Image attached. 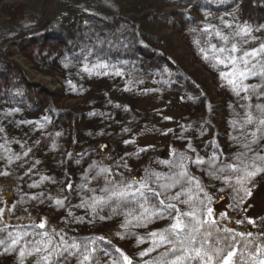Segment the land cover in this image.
Wrapping results in <instances>:
<instances>
[{
  "label": "rangeland",
  "instance_id": "1",
  "mask_svg": "<svg viewBox=\"0 0 264 264\" xmlns=\"http://www.w3.org/2000/svg\"><path fill=\"white\" fill-rule=\"evenodd\" d=\"M169 4L167 0H0V43L7 49L0 62V88L10 80L17 90H22L23 96L14 99L13 106L0 102V127L4 129L0 133V145H4L0 148V166H5L10 174L18 171L22 184V189L18 185L6 197L45 219L49 223L48 231L66 233L67 238L77 242L104 237L108 243L97 240L89 245L97 249L96 264L120 259L115 249H121L133 264L146 261L153 264L158 253L143 258L139 254L151 246L150 233L170 223L159 219L126 224L127 209L116 205L94 208L90 200L93 193L88 189L103 184V179H93L95 172L106 168L100 163L103 159L111 167L115 164L111 170L116 175L111 179L132 181L149 172L179 171L171 164L180 157H188L183 163L195 177L188 185L193 198L205 199L204 188L209 189L215 192L211 207L216 214L246 215L243 206H236L237 194L224 183V174L212 175L211 166L196 165L192 160L197 154L207 160L214 151L210 142L223 149L224 157L237 151L229 137L236 134L230 121L235 119L233 109L240 111L238 98L232 85L221 76L229 69L217 57L222 59L227 53L217 51L224 45L215 33L219 31L231 38L237 26L247 25L250 29L249 21L262 15V11L247 6L250 12L247 22L233 10L209 14L204 18L203 29L212 30L210 36L205 35L212 43L199 51L194 48L193 21L175 19L180 23L176 26L170 14L184 8ZM75 6L84 8L83 12L87 8L92 15L81 13L78 24L63 26L58 22L57 12L46 23V8L60 11L65 7L75 16ZM191 14V19L199 18L195 11ZM147 19L153 22L154 30L150 33L152 38L142 39L148 44L144 46L146 43L136 42L139 36L132 31ZM27 20L31 26L25 25ZM121 20L130 22L129 31H122L128 41L124 44L121 41L117 48L109 38L114 36V27ZM263 28L260 25L243 47L264 42ZM240 39L236 37L237 42ZM51 46L65 47L76 57L69 59L73 62H59L55 50L53 55L49 53ZM46 49L58 62H48ZM84 53L89 58L87 67L80 59ZM105 54L117 62L89 75L97 56ZM25 85L30 89L26 90ZM52 119L56 123L49 126L47 121ZM55 135L60 144L54 152L48 143L57 138ZM70 149L74 155L61 168L63 161L59 156L69 154ZM24 152L28 155L24 156ZM259 180L264 181V173L256 176L250 187L264 198V185L259 190L255 187ZM79 181L83 184L74 185ZM33 183L39 186L30 188ZM69 184L72 190L66 192ZM33 196H40L43 203L32 200ZM57 199L64 201L63 207L55 204ZM82 202L85 206L79 207ZM222 218L218 215L219 225ZM244 218L253 220L249 215ZM246 227L251 231L255 228L250 223ZM256 238L261 239L260 235ZM105 250L111 256H105ZM33 262L34 258L28 257L25 264ZM0 264H19V261L15 254H0ZM66 264H77V260L69 257Z\"/></svg>",
  "mask_w": 264,
  "mask_h": 264
},
{
  "label": "snow or ice",
  "instance_id": "2",
  "mask_svg": "<svg viewBox=\"0 0 264 264\" xmlns=\"http://www.w3.org/2000/svg\"><path fill=\"white\" fill-rule=\"evenodd\" d=\"M215 35L224 45L217 51L227 53L222 59L217 57L218 62L229 69L222 72L221 76L232 85L238 98L240 111L233 109L235 119L230 121L236 134L229 137L237 151L232 156L224 157L223 149L210 142L213 154L207 160L197 154L192 163L211 166L212 175L224 174V183L237 194L236 206H243L242 210L246 211L248 205L260 195L250 185L256 176L264 173V42L251 48L243 47L249 43L248 37L251 36V29L247 25L237 26L231 38L219 31ZM236 37H241L239 42ZM213 48L216 46L213 45ZM3 132L4 129L0 127V133ZM2 147L4 145H0ZM189 148L196 151L191 144ZM23 155L27 156L28 152ZM16 158L20 159L19 156ZM185 159L188 157H180L178 162L171 164V167L179 171L169 174L149 172L145 177L132 181L111 179L116 173L109 168H100L94 173L93 179H103V184L88 189V192L93 193L90 197L92 206L116 205L127 209L126 224L133 221L139 224L159 219L169 220L166 228L150 233L151 246L139 254L143 258L158 253L153 264H264V231L260 233L261 239L255 240L250 231L235 232L230 227L221 228L218 215L225 220L229 219L228 215L216 214L211 207L212 198L207 194L205 199L193 198L188 185L195 181V177L186 170L183 163ZM35 164H39V161H35ZM0 175L6 176L8 173L2 172ZM44 179L42 177L41 182ZM38 186L36 183L29 185L30 188ZM196 186L199 188V181H196ZM67 187L71 191L73 186L69 184ZM31 199L43 203L40 196ZM55 204L63 207L64 201L57 199ZM78 206L85 205L82 202ZM16 207L15 204L0 207V222H3L0 227V254H15L19 264H25L28 257L34 258L35 264H66L69 257L75 258L77 264H96L97 249L89 245L95 244L97 240L108 243L104 237L77 242L67 238L66 233L48 231L43 218L30 224L11 223V220L19 219L15 215ZM248 223L255 224V221L249 219ZM115 252L120 259H113L110 264H133L132 259L121 249H115ZM103 254L111 256L106 250Z\"/></svg>",
  "mask_w": 264,
  "mask_h": 264
},
{
  "label": "trees",
  "instance_id": "3",
  "mask_svg": "<svg viewBox=\"0 0 264 264\" xmlns=\"http://www.w3.org/2000/svg\"><path fill=\"white\" fill-rule=\"evenodd\" d=\"M170 4L169 6H173V7H183L184 10L182 11H175L174 13L170 14V18L172 20V22L176 25L179 26L180 23L175 20V19H180L181 22L183 21H187V20H192L193 21V26L194 27V34H195V39L193 40V43L195 45V49L197 48L199 51H202V48H208L209 44L212 43L211 41H207V36H205L207 33L211 34L212 30L209 31H205V29H203V27L205 26L204 23V18H206L209 14H220L223 12H227V11H231L233 10L235 13H237L239 16H241L244 21L247 22L246 19H248L249 13L248 10L249 8L247 6H249L250 8H257V10L262 11V15H260L259 17H253L249 22H250V29H251V34H253L255 32V30H257L259 28V26H264V0H167ZM245 4H242V3ZM50 7V6H49ZM84 8H79V7H74L73 11L77 12L75 16H73V12H69L68 8H61L60 11L56 10V9H50V8H46L45 12H44V17L47 18L46 19V23H48L50 20H52V18L55 17H50L51 15H55V13L58 12L57 18H58V22L63 25V26H72V25H76L78 24L79 21H81V13H88L91 14L87 8H85V10L87 12H83ZM196 12V15H199V18L194 17L191 19L190 15H193L191 13ZM248 13V14H247ZM79 14V15H78ZM72 15V16H71ZM92 15V14H91ZM235 15V14H234ZM94 16V15H93ZM176 17V18H173ZM246 17V18H245ZM41 19V18H39ZM126 20V19H124ZM124 20H121V22L118 24V26L114 27V36L109 38L111 40V43L113 44V46H116L117 48L120 47L121 41L124 43V41H128L127 39H124L125 36L122 35V31L123 33H126L127 31H129V25L130 22H126ZM128 21V20H127ZM28 26H31V24L29 23V21L27 20L26 24ZM24 25V26H25ZM78 26V25H77ZM26 27V26H25ZM264 29V28H263ZM154 30V26H153V22L150 19H147L145 22L143 23H139L136 25V28L132 31L133 35L138 34V39L136 42H143L146 43L145 41H142L143 38H145V40L150 39L152 37H150V33H152L151 31ZM180 31V30H179ZM182 32H184V30L182 29ZM24 33V32H23ZM207 34V35H208ZM209 34V36H210ZM23 35H28V34H23ZM204 36V38H203ZM208 36V37H209ZM117 39L120 40V42H117ZM33 39L30 38L29 42L32 43ZM33 45V44H31ZM139 45V43H138ZM148 45L147 43L144 44ZM14 46V45H13ZM132 48V46H131ZM134 49H137L135 46H133ZM201 48V49H200ZM5 50H7L5 48V46L3 44L0 43V62H2L3 60V53L5 52ZM55 50L54 56L58 57V60L64 61L66 63L69 62H73L71 59H75V55L76 54H72L73 52H69L65 50L64 48L61 49H57L54 46H51V49H49V53H52L53 55V51ZM34 51H38V50H34ZM47 52V49L45 51V57H47V59L49 58L50 60H48V62L53 63L56 62V58L53 59V57L50 56ZM91 53V52H90ZM72 54V55H71ZM88 54V52H87ZM62 58H61V57ZM98 55V61L95 62L94 68L92 70H89V75H92L93 72H96L97 70L100 71L102 69V67H110L112 65H114L117 61H114L113 59H111V57H109V55H104L101 56ZM85 53L80 55V59L82 61L86 62V67L88 65V61L89 58ZM79 60V59H78ZM58 62V61H57ZM122 62V61H120ZM132 62V61H129ZM76 63V62H74ZM255 81H248V83H254ZM25 89L29 90L30 87L28 85L24 86ZM22 90H17L12 82H10V80L6 81V83L3 85L2 88H0V102H5L8 106H13L12 101L16 98H23L22 95H20V93ZM23 101V99H21ZM51 118V117H50ZM49 126H52L53 124H55L56 122H53V119L51 121H47ZM57 138H54V140H52L51 142L48 143V145L50 146V148L55 152L56 149H59V137L58 135H55ZM166 149H168V147H165ZM87 150H85L86 152ZM69 154L66 155H62L59 156L60 160L63 161V163L60 165L61 168L67 166L68 162H69V157L73 156V152L70 149ZM84 153V152H83ZM82 153V154H83ZM82 154L80 156H82ZM78 156V158L80 157ZM108 157V155H105ZM69 158V159H68ZM11 159V158H10ZM9 161V159H8ZM100 163H102L106 168L112 169L113 164L112 163V167L111 164H108V160H100ZM115 166V164H114ZM111 167V168H110ZM60 168V169H61ZM187 170H189V166H186ZM74 167L72 168V171H74ZM2 172H7L5 169V166H0V173ZM8 175H0V207H7L10 206L11 204H15L16 210H15V215L19 217V219L16 220H11V223L14 224H20V223H32V222H38L41 218H39V216L32 214V212L30 211V209H27L26 207H19L18 204H16V202L10 201V199H8L6 197V195H8L10 192H12L16 186H20V188L22 189V184L18 178L19 173L18 171L16 173L10 174L9 172H7ZM16 174V175H15ZM145 174V173H144ZM146 176V175H145ZM24 179V178H21ZM19 180V184L18 181ZM78 184H83V181H79L77 184L74 185H78ZM264 185V181L259 180L256 183V188L257 190H259V188H263L262 186ZM63 190V187H62ZM18 191V190H17ZM65 191L68 192V187H65ZM204 191L206 192V194L208 196H211V198L214 197L215 192L209 189H205ZM210 192V193H209ZM264 193V190H263ZM257 203H259L257 205V211L254 212V217L253 220L255 221V228L253 231H251V229L249 228H245L246 223H248V221L244 218L246 217V215H244V217H242L241 215L237 214V213H229L228 220H225L224 217L222 218V220L220 221V225L219 226H223V225H227V227H234L233 230L235 232H252L253 233V238L255 240H257V236L260 235V233L262 232V226L264 225V198L260 195L259 197L257 196L255 198V200ZM263 201V202H262ZM24 209H27V211H24ZM45 220V219H44ZM238 220H243V223H237ZM46 221V220H45ZM1 227L3 226V222H0ZM46 225L49 226V223L46 221ZM33 264H35V261L33 262Z\"/></svg>",
  "mask_w": 264,
  "mask_h": 264
},
{
  "label": "flooded vegetation",
  "instance_id": "4",
  "mask_svg": "<svg viewBox=\"0 0 264 264\" xmlns=\"http://www.w3.org/2000/svg\"><path fill=\"white\" fill-rule=\"evenodd\" d=\"M258 204L259 203L254 201L253 203L249 204L248 207H247L249 209V212L247 213V210L246 211L244 210L243 212L246 214V216L249 215V216L254 217L253 212H255L254 210H257V205ZM262 231H264V228L262 229Z\"/></svg>",
  "mask_w": 264,
  "mask_h": 264
}]
</instances>
